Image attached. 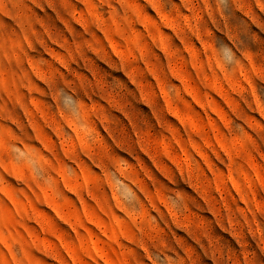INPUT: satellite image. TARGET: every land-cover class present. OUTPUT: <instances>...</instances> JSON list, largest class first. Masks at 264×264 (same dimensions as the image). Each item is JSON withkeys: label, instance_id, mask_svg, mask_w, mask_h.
<instances>
[{"label": "rangeland", "instance_id": "1", "mask_svg": "<svg viewBox=\"0 0 264 264\" xmlns=\"http://www.w3.org/2000/svg\"><path fill=\"white\" fill-rule=\"evenodd\" d=\"M0 264H264V0H0Z\"/></svg>", "mask_w": 264, "mask_h": 264}]
</instances>
